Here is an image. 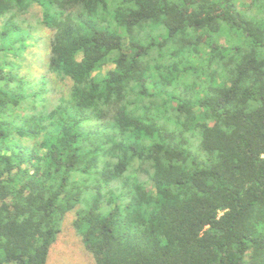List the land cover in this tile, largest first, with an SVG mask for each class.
I'll use <instances>...</instances> for the list:
<instances>
[{
	"label": "trees",
	"instance_id": "16d2710c",
	"mask_svg": "<svg viewBox=\"0 0 264 264\" xmlns=\"http://www.w3.org/2000/svg\"><path fill=\"white\" fill-rule=\"evenodd\" d=\"M236 2L0 0V264L71 212L96 264H264V0Z\"/></svg>",
	"mask_w": 264,
	"mask_h": 264
},
{
	"label": "rangeland",
	"instance_id": "374dc122",
	"mask_svg": "<svg viewBox=\"0 0 264 264\" xmlns=\"http://www.w3.org/2000/svg\"><path fill=\"white\" fill-rule=\"evenodd\" d=\"M248 2L249 0H237L236 3L240 10H244V4ZM75 219V212L66 215L62 224V231L51 247L46 264H96L74 228Z\"/></svg>",
	"mask_w": 264,
	"mask_h": 264
}]
</instances>
